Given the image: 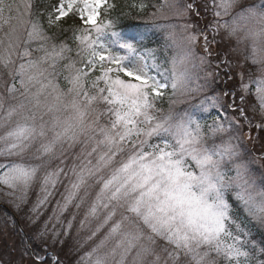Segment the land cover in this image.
<instances>
[{"label": "snow or ice", "instance_id": "obj_1", "mask_svg": "<svg viewBox=\"0 0 264 264\" xmlns=\"http://www.w3.org/2000/svg\"><path fill=\"white\" fill-rule=\"evenodd\" d=\"M125 7L145 32L121 34ZM23 8L19 37L0 0V200L34 225L31 264H64L74 229V264H264V173L244 145L264 132V0ZM218 37L236 41L228 104Z\"/></svg>", "mask_w": 264, "mask_h": 264}, {"label": "rangeland", "instance_id": "obj_2", "mask_svg": "<svg viewBox=\"0 0 264 264\" xmlns=\"http://www.w3.org/2000/svg\"><path fill=\"white\" fill-rule=\"evenodd\" d=\"M10 3L14 4V11H13V19L11 21V25L12 27L15 29V33L14 35L19 36V37H23L25 34V27L27 26L26 21H27V15H21L24 13V8H23V4L24 3H32L34 5V1L33 0H9ZM140 1L138 2H134L136 4H138ZM145 3L148 4H159L162 3V0H144ZM197 2H199V0H197ZM109 3V2H108ZM111 4V3H110ZM19 5V11H16L15 6ZM35 11H39L40 10L38 8H34L33 10ZM128 19H125L126 24L120 26L118 25V30L121 32V34L123 36H125L126 38L136 34V33H142L146 31L145 25L148 22V17L141 15H137L135 18H133L132 14L128 11ZM200 21V25L203 26L207 20L205 19L204 16H201L198 18ZM207 19H211V15L208 14ZM127 22H130L132 26L127 25ZM78 24H75L73 27L77 26ZM71 27V28H73ZM65 28V27H64ZM69 28H65V32L68 33V30L71 29ZM5 30H8V26L5 25ZM70 34V33H68ZM3 33L0 32V38H2ZM147 36L148 38L144 40V44L147 47L150 48H156L158 47L160 44H162V40L160 39L159 35H153L151 31L147 32ZM218 43H219V47H217V45H213V48L216 52L219 53L220 55V60L221 62L224 61H228L231 60L232 64H233V68H235V54L232 53L231 49L233 47H235L236 45V41L235 39H230L225 37L223 40H220V38L218 37ZM231 71V69L228 66H224L220 69V77L219 79H217L215 81V83L213 84V88L215 89V91L212 93L213 95L219 96L221 99L222 103L228 104L231 102V98L224 96L223 93L226 91H233L236 88V85L238 83L239 80V76L238 73L240 71V69L235 68V72L233 74V78L229 79L228 76L226 75L227 73H229ZM239 101L237 100V103ZM167 105H165L166 107ZM179 107V106H177ZM221 111L223 112L224 110L221 109ZM226 114V113H225ZM250 115H252V113L250 112ZM245 128H247V125H245ZM250 134L252 136V140L250 141L248 139L247 134L244 137V145L245 148L247 149V151L250 153L252 150L255 149V151L258 153H261V155H264V152H262V148H264V132H262L260 129H257L255 127H253L252 129H250ZM244 149H242L243 151ZM250 159H254L250 156ZM259 165V166H258ZM264 169V162L259 161V163L255 160V163H253V165H251V168L253 170L254 175L257 177L259 175V172ZM264 173V171H263ZM34 199V197H33ZM0 206L1 207H5L10 214L12 215L13 219L15 220L16 215H22V219L24 221V223L26 225H28L31 229H32V233L33 232V228L34 225L30 223L27 214L23 211H17L11 204H8L2 200H0ZM50 215L51 214V206L49 208V211L45 213V217L46 215ZM82 215V213H81ZM44 219V217H41V221ZM79 219V217H78ZM6 221V220H5ZM7 224L9 225V221H7ZM4 226L2 225V221L0 220V237L2 241H5L7 243L3 244L5 247L9 246L10 248V252L3 255H0V264H10L9 261L15 259V258H22L25 261L26 258L24 257L25 253L22 251V245H21V238L16 236V238L14 237H10L8 238V234L7 236L5 235L6 230L4 231ZM85 233H82V235ZM10 236V235H9ZM75 239H76V233H75V229L73 230V237L72 239L67 241L66 246H64V251L69 255L72 251V249L75 246ZM33 243L29 244L27 240H25L26 246L27 247H31L32 246V251L35 250V252H42V248L40 245V242L34 237L33 239ZM59 248V246H58ZM83 251V250H81ZM73 258H70L67 261H63L64 264H74L75 260L78 258L77 254L73 251L72 255Z\"/></svg>", "mask_w": 264, "mask_h": 264}, {"label": "trees", "instance_id": "obj_3", "mask_svg": "<svg viewBox=\"0 0 264 264\" xmlns=\"http://www.w3.org/2000/svg\"><path fill=\"white\" fill-rule=\"evenodd\" d=\"M33 1H34L35 7L38 8L41 13L47 12L49 5H52V4L57 2V0H33ZM138 1H140V0H108L109 3H116L119 5L133 4L134 2H138ZM117 11H119V9ZM123 11H124V13H128L129 9L127 7H125L123 9ZM127 16L128 15H121L119 17V20H118V25L122 26V25L126 24L124 22H125V19L129 18ZM113 18L114 19L116 18V13H113ZM61 23L63 24V26L65 28H69V27L71 28L75 24H78L79 22L75 19L69 18L66 22L62 21ZM130 24H131L130 22H127V25L132 26ZM250 153H251V157L254 158L259 163L260 160L258 159V157L260 156L261 153H258V151L256 152L255 149L252 150ZM263 171H264V169H262L259 172V175L257 176L258 184H259V176L261 173H263ZM22 215L23 214L16 215L15 220H14L12 215L10 214V212L5 207L3 208L0 206V220L2 221V225L4 226V229L6 230L5 235L7 236V234H8V238H10V237L16 238V236L21 238L22 251L25 253L24 257L27 260V261H25L22 258H15V259L9 261L10 264H31L29 253L32 252L34 255V252L32 251V246L30 248L27 247L25 240H27L29 244L30 243L32 244L33 243L32 239L35 237V234H33L32 229L28 225H26L23 220H21ZM47 216H48V213H47L46 217ZM46 217L44 216V219ZM7 221H9V225L7 224ZM253 234L256 236L257 240L264 238V236H262L261 233L257 230H253ZM5 243H7V242L2 241L1 237H0V255H3V256L10 252L9 246L5 247L3 245ZM72 253H73V251H71V253L68 255L63 250V252L60 253V259L62 261L69 260L70 258H73L71 256Z\"/></svg>", "mask_w": 264, "mask_h": 264}]
</instances>
